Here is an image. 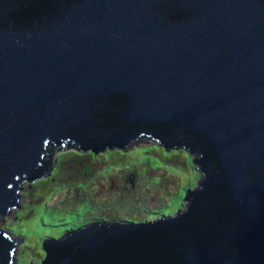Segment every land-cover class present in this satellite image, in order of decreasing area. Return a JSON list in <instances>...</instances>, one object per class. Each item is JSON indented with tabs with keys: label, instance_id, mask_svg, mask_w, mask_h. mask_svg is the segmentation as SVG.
<instances>
[{
	"label": "water",
	"instance_id": "water-1",
	"mask_svg": "<svg viewBox=\"0 0 264 264\" xmlns=\"http://www.w3.org/2000/svg\"><path fill=\"white\" fill-rule=\"evenodd\" d=\"M143 136L190 152L187 208L72 229L39 264H264V0H0V218L49 143Z\"/></svg>",
	"mask_w": 264,
	"mask_h": 264
},
{
	"label": "rangeland",
	"instance_id": "rangeland-1",
	"mask_svg": "<svg viewBox=\"0 0 264 264\" xmlns=\"http://www.w3.org/2000/svg\"><path fill=\"white\" fill-rule=\"evenodd\" d=\"M46 155L54 160L50 175L26 182L19 206L0 218V229L17 241L18 264L41 263L46 240L94 221L157 222L177 215L202 178L187 149L147 136L97 152L49 145Z\"/></svg>",
	"mask_w": 264,
	"mask_h": 264
},
{
	"label": "trees",
	"instance_id": "trees-1",
	"mask_svg": "<svg viewBox=\"0 0 264 264\" xmlns=\"http://www.w3.org/2000/svg\"><path fill=\"white\" fill-rule=\"evenodd\" d=\"M49 145H51V146H53L54 144L53 143H50ZM48 145V146H49ZM48 146H47V148H48ZM69 146V145H68ZM75 147V146H74ZM78 148V147H77ZM63 149H66V148H63ZM74 149V148H73ZM77 152H79V151H77ZM46 158H47V155H46ZM54 167V160L53 161H51V164L49 165V168H50V170H52V168ZM50 173H51V171H50ZM50 173L48 174V175H50ZM47 175V176H48ZM46 176V177H47ZM134 183V182H133ZM133 185V184H132ZM134 186V185H133ZM188 192V191H187ZM94 222H100V221H94ZM94 222H91V223H94ZM101 222H104V221H101ZM112 222H114V221H112ZM89 224V223H88ZM88 224H86V225H88ZM86 225H84V226H86ZM81 227H83V226H81ZM79 228V227H78ZM72 230V229H71ZM68 231H70V230H68ZM68 231L65 233V234H63V235H60L59 237L60 238H64L66 235H67V233H68ZM44 244V243H43ZM43 248H44V246H43ZM44 255H45V257H46V254L44 253ZM45 257L43 258V260L41 261V262H43L44 261V259H45Z\"/></svg>",
	"mask_w": 264,
	"mask_h": 264
},
{
	"label": "bare ground",
	"instance_id": "bare-ground-1",
	"mask_svg": "<svg viewBox=\"0 0 264 264\" xmlns=\"http://www.w3.org/2000/svg\"><path fill=\"white\" fill-rule=\"evenodd\" d=\"M49 144H50V143H49ZM49 144H48V145H49ZM48 145H47V146H48ZM55 146H57V145L54 144V145H53V148H54ZM69 146H70V145H69ZM60 148H61V147H60ZM63 148H66V147H63ZM47 149H48V148H47ZM44 170H46V169H44ZM18 206H19V205H18ZM11 212H12V211H11ZM11 212H10V213H11ZM10 213H9V214H10ZM9 236L11 237L10 239H11L12 241H14V242L17 243V241H16L15 239H14V240L12 239L13 237L10 235V233H9Z\"/></svg>",
	"mask_w": 264,
	"mask_h": 264
}]
</instances>
